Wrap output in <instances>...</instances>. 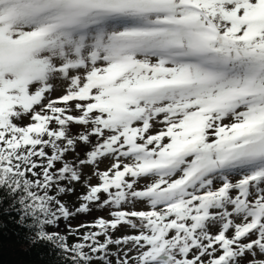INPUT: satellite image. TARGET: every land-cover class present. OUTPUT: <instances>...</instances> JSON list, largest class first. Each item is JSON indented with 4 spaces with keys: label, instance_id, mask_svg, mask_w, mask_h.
Here are the masks:
<instances>
[{
    "label": "snow or ice",
    "instance_id": "snow-or-ice-1",
    "mask_svg": "<svg viewBox=\"0 0 264 264\" xmlns=\"http://www.w3.org/2000/svg\"><path fill=\"white\" fill-rule=\"evenodd\" d=\"M0 189L50 264H264V0H0Z\"/></svg>",
    "mask_w": 264,
    "mask_h": 264
},
{
    "label": "trees",
    "instance_id": "trees-1",
    "mask_svg": "<svg viewBox=\"0 0 264 264\" xmlns=\"http://www.w3.org/2000/svg\"><path fill=\"white\" fill-rule=\"evenodd\" d=\"M78 151L81 157H83L86 149L81 146ZM75 189V193L63 197L64 201L72 207L79 203L77 196L86 191L79 184L75 185ZM3 194V190L0 189V195ZM92 216V214L89 215L85 218V221H92L96 218ZM18 218L16 213H13L12 218H10L8 215L0 212V264H50V261H54V257L49 255L50 246H36L29 249L26 244L16 243L18 239L17 234H23L24 231L14 222ZM59 230L61 232L65 230L64 222H61ZM81 231H85V229H81Z\"/></svg>",
    "mask_w": 264,
    "mask_h": 264
},
{
    "label": "rangeland",
    "instance_id": "rangeland-1",
    "mask_svg": "<svg viewBox=\"0 0 264 264\" xmlns=\"http://www.w3.org/2000/svg\"><path fill=\"white\" fill-rule=\"evenodd\" d=\"M62 93H60V92H55V93H53V96L55 97V96H59V95H61ZM101 168H104L105 167V165L104 164H102L101 166H100ZM85 172L86 173H90L91 172V168H85ZM96 182V180L95 179H93V181H92V183H95ZM93 215L92 217H97V216H100V215H104L106 218H107V213L106 212H97V211H93L92 213H90L89 215ZM88 214L87 215H84V214H81V215H79V216H77L75 219H73L72 220V224L73 225H77V224H79V223H85L86 221H85V218H87L88 216H89ZM128 229H126V228H124V229H121V230H119V231H117L116 232V236H120V235H124V234H127L128 233Z\"/></svg>",
    "mask_w": 264,
    "mask_h": 264
}]
</instances>
